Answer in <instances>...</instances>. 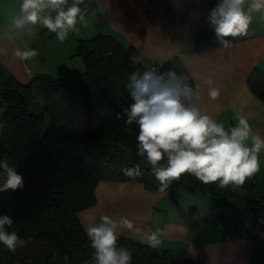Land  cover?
<instances>
[{"label": "trees", "instance_id": "trees-1", "mask_svg": "<svg viewBox=\"0 0 264 264\" xmlns=\"http://www.w3.org/2000/svg\"><path fill=\"white\" fill-rule=\"evenodd\" d=\"M93 4L94 0H84L80 7ZM75 52L85 66L78 74L81 99L69 120L45 130H41L42 116L67 91L66 82L34 73L23 84L0 62V159L7 157L23 176L22 188L0 192V215L12 218L8 230L26 241L14 253L0 244V264H85L93 250L78 214L95 203L97 184L139 182L146 190H159L151 166L137 154L138 126L127 124L124 115L132 103L126 87L129 75L149 66L133 65L130 57L140 55L139 51L110 34L78 39ZM155 63L158 73L174 70L193 86L177 56ZM246 82L264 101V70L254 67ZM36 102L40 108L35 113L30 107ZM137 165L141 176L131 179L124 174L125 168ZM234 187L246 192V200L254 190L253 178L240 186L220 188L185 174L167 191L174 195L183 189L229 200ZM117 244L131 250L132 264H201L185 252L152 248L124 236H119Z\"/></svg>", "mask_w": 264, "mask_h": 264}, {"label": "crops", "instance_id": "crops-1", "mask_svg": "<svg viewBox=\"0 0 264 264\" xmlns=\"http://www.w3.org/2000/svg\"><path fill=\"white\" fill-rule=\"evenodd\" d=\"M251 0H246L245 8ZM219 0H94L81 7L89 20L78 39L110 34L125 46H133L150 66L177 56L187 69L193 88L200 86L199 105L203 111L226 127L234 126L237 113H243L253 133L264 138V101L249 88L246 79L256 67L264 70V20L253 13L248 35L232 40L224 49L216 41L208 17ZM17 0H0V62L20 83L27 84L34 73L45 72L40 55L21 61L14 57L16 47L37 49L30 37L7 34L6 25L18 14ZM78 27L79 24L77 25ZM38 30H48L38 25ZM50 32V31H49ZM36 35L39 32H35ZM38 43V41H37ZM212 79L220 96H208L205 80ZM260 169L252 178L254 190L264 195V151L259 154ZM246 192L234 187L229 200L208 193H190L180 189L174 195L167 190H146L139 182L100 181L95 188V203L78 214L85 229L101 215L133 221L135 230L120 229L119 236L141 243L148 231L159 230L157 248L181 251L201 264H264V241L227 238L229 223L238 228L246 213ZM87 234V232H86ZM145 244V243H142Z\"/></svg>", "mask_w": 264, "mask_h": 264}, {"label": "clouds", "instance_id": "clouds-1", "mask_svg": "<svg viewBox=\"0 0 264 264\" xmlns=\"http://www.w3.org/2000/svg\"><path fill=\"white\" fill-rule=\"evenodd\" d=\"M83 3L84 0H72L71 4L69 0H20L18 14L5 26L7 34L30 37L35 35L32 26L39 24L64 43L70 33L78 35L81 27L89 26L80 7ZM245 3L246 0H219L210 12L209 25L224 49L233 46L228 38L248 35L253 13H259L264 20V0H251L247 8ZM0 54H7V49L0 48ZM12 54L28 61L39 52L26 45L23 49L14 48ZM130 60L137 65L143 56L135 55ZM187 81L186 76L171 69L162 73L137 70L129 75L126 87L132 103L124 109V115L127 124L138 126V156L151 166L161 192L185 174L206 185L216 183L220 188L243 185L260 169L259 154L264 151V138L253 133L243 113L236 114V123L231 127L207 114L199 105L200 86L193 88ZM204 83L208 85V96L213 101L218 99L220 90L214 81L207 79ZM0 169L3 177L0 192L23 187V176L7 157L0 159ZM123 171L131 179L142 175L138 165ZM12 225L9 215H0V244L14 253L26 241L16 231L8 230ZM120 229L141 231L134 229L133 221L124 216L116 220L101 215L98 223H90L86 232L93 252L85 264H132L131 250L117 244ZM141 243L157 248L161 243L159 230L143 234Z\"/></svg>", "mask_w": 264, "mask_h": 264}, {"label": "rangeland", "instance_id": "rangeland-1", "mask_svg": "<svg viewBox=\"0 0 264 264\" xmlns=\"http://www.w3.org/2000/svg\"><path fill=\"white\" fill-rule=\"evenodd\" d=\"M38 25L32 27L39 34L35 33L30 40L35 43L39 52L41 67L45 70L42 73L61 78L67 84V91L42 116L41 130H45L49 125H59L74 115L82 96L78 74L85 66L82 57L76 54V44L71 43L70 37L64 43H60L56 40L55 33L49 31L43 33V30H38ZM39 108L40 103L36 102L30 107V111L36 113Z\"/></svg>", "mask_w": 264, "mask_h": 264}, {"label": "built area", "instance_id": "built-area-1", "mask_svg": "<svg viewBox=\"0 0 264 264\" xmlns=\"http://www.w3.org/2000/svg\"><path fill=\"white\" fill-rule=\"evenodd\" d=\"M18 1V6L19 2ZM142 63V62H141ZM149 70L158 73L159 64L153 63ZM246 213L238 222V228L233 223H229L227 228V238H242L249 241H264V195L253 190L246 198Z\"/></svg>", "mask_w": 264, "mask_h": 264}]
</instances>
